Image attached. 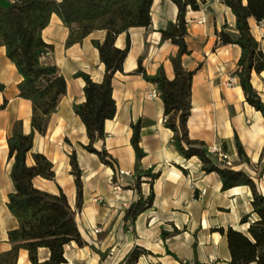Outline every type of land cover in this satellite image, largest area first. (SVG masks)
<instances>
[{
	"label": "crops",
	"instance_id": "0c3cea01",
	"mask_svg": "<svg viewBox=\"0 0 264 264\" xmlns=\"http://www.w3.org/2000/svg\"><path fill=\"white\" fill-rule=\"evenodd\" d=\"M178 13L172 1L153 0L151 26L130 29L116 40V47L124 49L130 39L131 48L123 72L116 73L112 80L116 116L105 122V140L95 145L98 151L105 148L116 160V183L113 169L84 148L89 144L87 130L74 112L75 105L86 101L85 81L75 74L86 73L96 83L104 80L105 65L93 41L103 42L106 32H95L67 49L68 29L53 15L42 33L45 43L54 47L53 54L44 61L58 67L66 79L67 94L51 116L47 133H35L27 164H35L33 154L44 155L54 166L55 178L50 181L37 177L33 181L35 188L52 195L63 192L76 211L77 192L70 163V155L76 153L84 185V204L77 212L76 221L88 246L68 245L65 251L68 264H118L136 245L152 253L142 257L138 264H181L168 255V250L188 264L194 261L230 264L227 238L216 230L247 229L241 226V219L252 211L251 189L242 186L224 192L216 173L206 174L197 157L185 159L174 145L173 132L164 125L162 100L159 95L149 98L150 93L157 91L156 86L136 74L141 60L148 75H155L163 68L168 80H174L170 58L178 53V48L171 41H162L161 31L176 22ZM186 18V41L191 54L183 57V65L189 71L201 65L192 81L189 137L204 142L208 150L217 148L228 158L231 167L251 177L258 192L264 195V172L259 175L264 167V118L246 102L239 79L233 75L241 48L217 45V34L226 25L235 32L236 18L222 0H211L199 11L189 9ZM202 18L206 20L204 24L199 23ZM250 27L264 52V24L250 19ZM21 81L6 49L0 48V84L4 86L0 90V255L12 250L9 233L19 225L8 208L9 195L15 190L8 138L17 121L22 122L25 135L32 133V103L19 97ZM252 85L264 101V71L252 74ZM137 123L141 124L140 145L146 153L140 169L159 172L160 177L153 185L142 180L143 195L147 197L153 189L155 199L153 208L136 221L134 231L132 227L124 228L123 218L138 199L136 190L131 188L136 180L132 125ZM236 137L249 163L240 162ZM175 229L179 234L163 239V231L172 234ZM48 256L47 250H39L42 261ZM18 264H30L27 251L19 252Z\"/></svg>",
	"mask_w": 264,
	"mask_h": 264
},
{
	"label": "trees",
	"instance_id": "16d2710c",
	"mask_svg": "<svg viewBox=\"0 0 264 264\" xmlns=\"http://www.w3.org/2000/svg\"><path fill=\"white\" fill-rule=\"evenodd\" d=\"M179 10L176 22L168 24L162 30V41H171L178 48V53L170 58L175 78L170 81L163 68L155 75H148L139 61L136 74L156 86L164 104V125L173 132V142L178 152L185 158L197 157L206 174L216 173L222 182V191L247 186L252 191V211L241 219V226L246 231L232 227L220 228L216 232L226 236L231 255L230 264H264V195L258 192L256 183L245 172L232 167L221 168L217 157L209 153L204 142L189 137L188 120L192 111V81L201 65L189 71L183 65V57L190 55L187 44L189 9L199 11L211 0H170ZM236 18L235 32L226 25L217 34L219 46L237 45L241 48L234 76L239 79L246 102L264 118V101L252 85V74L264 71V52L252 34L250 19L264 24V0H222ZM153 0H0V48L6 49L8 59L16 66L22 81L18 85L19 97L32 103V133L25 135L22 122L14 123L8 138L9 160H13L11 179L14 192L9 195L8 208L18 221V228L9 233L12 250L0 255V264H18L19 252L29 254L30 264H68L65 256L66 247L75 243L85 248L88 243L83 239L76 215L84 204V185L82 170L76 153L70 155L72 175L76 185V211L68 203L66 195H52L35 188L33 181L37 177L54 180V166L42 154H33L35 164L28 166L27 156L33 149L35 133L45 135L51 116L67 94V82L55 64L46 63L45 57L54 52V47L45 43L43 31L49 26L53 15H57L68 29L65 47L71 48L82 43L91 34L104 31L103 42L93 41L99 51L100 60L105 65V76L101 83L94 82L83 72L75 74L85 81L86 101L74 106L75 114L84 123L89 144L84 148L99 157L100 161L113 169V182L116 183V160L103 148L95 145L104 141V125L116 116V103L113 99L112 80L118 72H123L124 61L131 48L130 39L124 49L116 47L117 38L133 28H149L152 24ZM0 90L4 86L0 84ZM131 144L136 155V180L131 187L136 190L138 199L126 210L124 228L135 225L138 218L151 210L154 205V191L146 197L141 186L143 179L150 185L160 177L153 170L143 171L140 163L146 156L141 143V124L132 125ZM236 148L240 162L249 163L244 147L236 137ZM264 167L260 171L261 176ZM179 234L177 229L172 234L163 231L162 237ZM195 246V244H194ZM45 249L49 256L45 260L39 257V250ZM168 255L181 264H188L176 254ZM152 253L141 246H134L118 264H138L144 256ZM102 255V259L104 258ZM194 264H198L194 261Z\"/></svg>",
	"mask_w": 264,
	"mask_h": 264
},
{
	"label": "built area",
	"instance_id": "2783aa9c",
	"mask_svg": "<svg viewBox=\"0 0 264 264\" xmlns=\"http://www.w3.org/2000/svg\"><path fill=\"white\" fill-rule=\"evenodd\" d=\"M205 22H206V20L204 18H202L199 23L200 24H204ZM158 95L159 94H158L157 91H153L152 93L149 94V98L152 99V98L157 97ZM208 151L213 156H216L218 161H219V163H222L225 167H231L232 166L230 164V162L228 161V158L224 154H222L217 148L212 147ZM95 231L98 232L99 230L96 229Z\"/></svg>",
	"mask_w": 264,
	"mask_h": 264
}]
</instances>
